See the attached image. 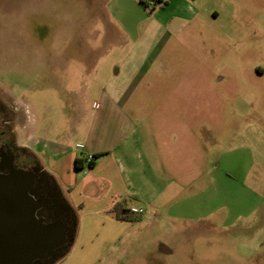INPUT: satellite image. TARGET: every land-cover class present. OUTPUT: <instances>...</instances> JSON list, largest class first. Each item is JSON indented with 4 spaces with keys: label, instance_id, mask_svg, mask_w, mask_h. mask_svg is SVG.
Wrapping results in <instances>:
<instances>
[{
    "label": "rangeland",
    "instance_id": "1",
    "mask_svg": "<svg viewBox=\"0 0 264 264\" xmlns=\"http://www.w3.org/2000/svg\"><path fill=\"white\" fill-rule=\"evenodd\" d=\"M152 3L0 0V98L15 109L18 144L86 147L93 104L123 87L110 77L111 49L125 43L110 35L116 17L142 67L128 111L163 185L162 143L180 139L178 216L133 208L140 219L103 244L100 230H81L84 245L75 230L52 264H264V0H198L192 17L177 0Z\"/></svg>",
    "mask_w": 264,
    "mask_h": 264
},
{
    "label": "crops",
    "instance_id": "2",
    "mask_svg": "<svg viewBox=\"0 0 264 264\" xmlns=\"http://www.w3.org/2000/svg\"><path fill=\"white\" fill-rule=\"evenodd\" d=\"M162 1H166V5H161L162 8L171 5V0ZM177 1L179 9L189 13L191 17L200 13L196 3L198 0ZM122 20L116 17V23L120 28L122 26V30L118 25L109 23L110 35L113 38L117 36L125 38L124 44L116 45L111 49V55L116 60L111 62L113 71L110 77L115 83L123 85L122 91L108 93L104 89L97 101L95 100L97 103L93 104L86 125L88 126L86 147L79 149L71 141L54 138L36 142L34 145L19 143L21 147L28 148L36 154L43 170L57 183L74 213L75 229L80 230L78 238L75 235L76 240L83 245L89 242V236L87 237L86 232L81 230H100L97 242L103 244L106 241L115 242L123 236L127 227L132 226L134 222L115 217L116 204L129 211L144 206L151 211V214L154 210L162 212L167 208L168 214L172 217L179 215V207L175 202L177 196L173 190L181 159L180 139L174 137L171 144L162 143L165 150L161 152V158L172 173L168 184L163 185L157 180L153 166L150 165L149 155L139 142V127L135 123L133 113L128 111V79L133 82L142 67L141 63L135 67L137 65L133 56L135 50L133 51L132 46L128 49L130 33L123 27ZM99 62L96 68L101 69ZM140 75L135 78L137 81L141 79ZM89 99L85 94L83 100ZM90 153L95 156L92 167H88L85 161ZM77 159L83 160L82 168L75 167ZM215 211L217 212L218 209ZM215 211L205 210L204 214L207 212L213 214ZM102 254L98 252L96 255L100 257Z\"/></svg>",
    "mask_w": 264,
    "mask_h": 264
},
{
    "label": "flooded vegetation",
    "instance_id": "3",
    "mask_svg": "<svg viewBox=\"0 0 264 264\" xmlns=\"http://www.w3.org/2000/svg\"><path fill=\"white\" fill-rule=\"evenodd\" d=\"M15 113L0 98V264H52L74 239L75 216L54 179L17 143ZM38 232L51 239L37 243Z\"/></svg>",
    "mask_w": 264,
    "mask_h": 264
},
{
    "label": "trees",
    "instance_id": "4",
    "mask_svg": "<svg viewBox=\"0 0 264 264\" xmlns=\"http://www.w3.org/2000/svg\"><path fill=\"white\" fill-rule=\"evenodd\" d=\"M156 1L159 2L161 5H166V1H162V0H156ZM94 158H95V156H93V160L92 161H87V159H85V161L87 162V166L88 167H92L93 166ZM75 167L77 169L82 168L83 167V160L77 159L76 162H75ZM114 214H115V217L117 219L126 220V221H129V222H135V221L140 219L139 214H137V213H135L133 211L126 210L120 204H116V206L114 207Z\"/></svg>",
    "mask_w": 264,
    "mask_h": 264
},
{
    "label": "water",
    "instance_id": "5",
    "mask_svg": "<svg viewBox=\"0 0 264 264\" xmlns=\"http://www.w3.org/2000/svg\"><path fill=\"white\" fill-rule=\"evenodd\" d=\"M39 206H40V203L36 202V208H39ZM49 236L50 235L45 234L43 232H38V234H37V243L42 242L43 240L46 239V237L49 238ZM49 239H51V237Z\"/></svg>",
    "mask_w": 264,
    "mask_h": 264
},
{
    "label": "built area",
    "instance_id": "6",
    "mask_svg": "<svg viewBox=\"0 0 264 264\" xmlns=\"http://www.w3.org/2000/svg\"><path fill=\"white\" fill-rule=\"evenodd\" d=\"M141 2H142L144 5H146V6H148V5H150V4H153V3H152L153 0H141ZM86 159H87V161H92V160H93V155L88 154L87 157H86ZM140 211H141V210H140ZM135 213H136V212H135Z\"/></svg>",
    "mask_w": 264,
    "mask_h": 264
}]
</instances>
